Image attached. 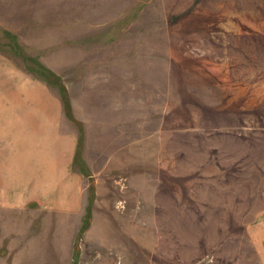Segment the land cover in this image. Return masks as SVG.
Wrapping results in <instances>:
<instances>
[{"label": "rangeland", "instance_id": "rangeland-1", "mask_svg": "<svg viewBox=\"0 0 264 264\" xmlns=\"http://www.w3.org/2000/svg\"><path fill=\"white\" fill-rule=\"evenodd\" d=\"M262 226L264 0H0V264H264Z\"/></svg>", "mask_w": 264, "mask_h": 264}, {"label": "crops", "instance_id": "crops-1", "mask_svg": "<svg viewBox=\"0 0 264 264\" xmlns=\"http://www.w3.org/2000/svg\"><path fill=\"white\" fill-rule=\"evenodd\" d=\"M263 220V215H262V217H261V221ZM262 231H264V228H263V226H262ZM259 242H257V244H256V247H257V251H259ZM262 247V246H261ZM261 252H262V250H261Z\"/></svg>", "mask_w": 264, "mask_h": 264}, {"label": "trees", "instance_id": "trees-1", "mask_svg": "<svg viewBox=\"0 0 264 264\" xmlns=\"http://www.w3.org/2000/svg\"><path fill=\"white\" fill-rule=\"evenodd\" d=\"M65 98V97H64Z\"/></svg>", "mask_w": 264, "mask_h": 264}]
</instances>
